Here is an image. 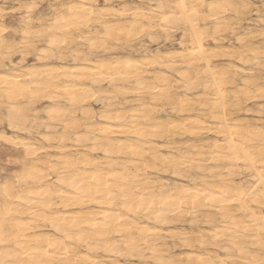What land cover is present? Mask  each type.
Listing matches in <instances>:
<instances>
[{
	"label": "bare ground",
	"instance_id": "6f19581e",
	"mask_svg": "<svg viewBox=\"0 0 264 264\" xmlns=\"http://www.w3.org/2000/svg\"><path fill=\"white\" fill-rule=\"evenodd\" d=\"M8 1L0 0V125L21 136H0L13 149L0 167V261L260 264L264 107L259 125L236 113L264 88L253 69L215 64L260 63L264 41L218 45L222 31L235 32L227 16L251 10L249 0H117V9L114 0H50V14L38 17L40 0L11 9ZM179 29V51L134 48L135 36L170 40ZM121 38L138 55L106 57Z\"/></svg>",
	"mask_w": 264,
	"mask_h": 264
},
{
	"label": "rangeland",
	"instance_id": "374dc122",
	"mask_svg": "<svg viewBox=\"0 0 264 264\" xmlns=\"http://www.w3.org/2000/svg\"><path fill=\"white\" fill-rule=\"evenodd\" d=\"M12 0H10V1H8L6 4H5V6H6V8H9V9H11L12 7H14V6H16V5H18L21 1V3H24V4H27L30 0H21V1H19V0H14V1H12ZM47 1H48V3H47ZM49 1L50 0H40L38 3H39V7H37L38 9L35 11V15H36V17H38V12H41V13H43V16L44 15H48V14H50V12H51V10L49 9L50 7H49ZM55 1H57V0H55ZM60 3H66L68 0H58ZM100 2H99V7L100 6H102L104 3H103V1L102 0H99ZM158 0H156L155 2H157ZM168 1V0H167ZM16 2V3H15ZM31 2V1H30ZM42 2V3H41ZM54 2V0H51L50 1V4H52V3ZM130 2H132V3H130ZM134 2L135 1H133V0H126V2H125V4L127 5V6H134L135 4H134ZM137 3H140V4H143V3H145V2H147V0H145V1H136ZM135 2V3H136ZM249 2H250V9L251 10H248L247 12H245V13H243V15L241 14V17H240V15H238V17L237 16H235V15H233V14H230L231 15V17H230V15H228L227 16V20L229 21V24L235 29V32L234 33H232L229 29H228V31L226 30L225 31V33H224V31H222L223 33H220V35H217V37L219 38V42H218V45H221V46H226V44H227V46H229L230 44H235L236 43V37H238V36H240V37H243V38H245V40H246V43H248V45H253V46H258L259 44V46L260 47H262V43H260V42H263L264 41V32H262V31H264L263 29V27H264V23L262 24L260 21H258L257 20V15L259 14V15H261L262 17H264V7H262V6H264V1L263 0H249ZM14 3V4H13ZM18 3V4H17ZM101 3V4H100ZM129 5H128V4ZM259 5H258V4ZM260 3H261V5H260ZM48 6H47V5ZM118 4H120L117 0H114V4L113 3H111V4H109L108 6H109V8H110V6L113 8V9H117V8H121V6L122 5H124L123 3L122 4H120V5H118ZM252 4V5H251ZM47 6V7H46ZM104 6V5H103ZM255 7V8H254ZM260 7V8H259ZM256 8H259L260 9V11H259V13H255V9ZM39 9H42V10H40L39 11ZM47 9V10H46ZM43 11V12H42ZM248 12H249V14H248ZM10 15V14H9ZM7 16L6 17V22L7 23H9V24H11L12 22V20H14L13 21V25H15V23L17 22L16 21V19H18L19 17V14L17 13H11V15L10 16ZM16 15V16H15ZM233 15V16H232ZM13 16H15V17H13ZM249 16V17H248ZM234 17H237V18H234ZM231 18H232V20H231ZM9 19H11V20H9ZM112 19V18H111ZM235 19V21H233ZM241 19V20H240ZM243 19V20H242ZM239 20V21H238ZM9 21V22H8ZM112 21H113V23L115 22V23H123V21L122 20H120V19H115V18H113L112 19ZM120 21H122V22H120ZM242 21L244 22L243 23V25H245V26H243L241 23H242ZM250 23V24H248V22ZM257 21V22H256ZM234 22H236V23H234ZM238 22H240V23H238ZM260 23V24H259ZM234 24V25H233ZM240 24V25H239ZM253 24L255 25V26H253ZM257 25V26H256ZM250 27H252V28H250ZM258 28H260V29H258ZM247 29V30H246ZM239 30V31H238ZM246 30V31H245ZM251 30H253V31H255V32H252ZM260 32H259V31ZM230 31V32H229ZM237 31V32H236ZM242 31V32H241ZM174 32V31H173ZM173 32H170V33H172V35L170 34V35H168V37H172V38H174L175 37V39H170L169 40V38H167V36H165L163 33H158V34H156L155 35V39H154V41L152 42L150 39H148L149 37H147L148 35L147 34H145V33H143L142 35H139L138 37L137 36H135V38L133 39V45H134V48H138V47H140V46H146V47H149V48H151L152 50H156L157 48H159L160 50H162L163 52L165 51V52H167V50L168 51H179L180 49H181V47H180V45H178L179 44V42H180V40H178V39H181V37H182V34H183V31H182V29H179L178 31H175L174 33ZM251 32V33H250ZM258 32H259V35L260 36H258ZM262 32V34H260ZM241 33V34H240ZM161 34V35H160ZM181 34V35H180ZM230 34H231V36H230ZM245 35H246V37H245ZM256 35V36H255ZM262 35V36H261ZM143 36V37H142ZM161 36H163V37H161ZM220 36L221 37H224V39L223 38H220ZM226 36H228V37H226ZM234 36V37H233ZM236 36V37H235ZM177 37V38H176ZM231 37V38H230ZM263 37V38H262ZM138 38V39H137ZM158 38V39H157ZM160 38H162V40L160 39ZM168 39V40H166V39ZM251 38H252V40H251ZM263 40H262V39ZM160 39V40H159ZM177 39V40H176ZM221 39H223V40H221ZM260 39V40H259ZM121 40H123V41H121V43L122 42H124V38H121ZM140 40V41H139ZM146 40H147V42H146ZM159 40V41H158ZM225 40H226V42H225ZM230 40H233V41H230ZM135 41V42H134ZM138 43H137V42ZM156 41V42H155ZM167 41V42H166ZM179 41V42H178ZM230 41V42H229ZM250 41V42H249ZM252 41V42H251ZM114 41H111V42H108V45L109 46H112V47H114V50L115 51H113L112 53H110V54H106L105 56L106 57H115V56H117V57H119V56H121V57H126L127 55H128V57H135V56H137L138 55V53L137 52H134L135 50H129V49H126L124 46H121V45H123V43L122 44H117L116 42H114ZM155 42V43H154ZM163 42V43H162ZM166 42V43H165ZM177 42V43H176ZM253 42H255L254 44H253ZM145 43V44H144ZM153 43V44H152ZM162 43V44H161ZM221 43V44H220ZM222 43H224V44H222ZM251 43V44H250ZM258 43V44H257ZM99 44H101V43H99ZM151 44V45H150ZM159 44V45H158ZM168 44V45H167ZM263 44H264V42H263ZM85 45V46H84ZM119 45V46H118ZM138 45H140V46H138ZM163 45V46H162ZM171 45V46H170ZM211 45L212 46H215L216 44H214V43H211ZM41 46V45H40ZM116 46V47H115ZM121 46V47H120ZM166 46H169V47H166ZM157 47V48H156ZM161 47V48H160ZM172 47V48H171ZM82 48L84 49H86V44L85 43H83V45H82ZM125 48V49H124ZM168 48V49H167ZM173 48H174V50H173ZM263 48H264V45H263ZM117 49V50H116ZM166 49V50H165ZM128 50V51H127ZM117 51H121V52H117ZM131 53H130V52ZM134 53V54H133ZM115 54V55H114ZM117 54V55H116ZM132 54V55H131ZM136 54V55H135ZM19 55V56H18ZM112 55V56H111ZM16 56V57H15ZM262 57V59L261 60H264V54L263 55H261ZM33 56H29V59H28V57H27V59H26V62L27 63H29V64H33V63H35V64H38L37 62H36V60L34 59V57L32 58ZM14 59V62H18V61H20L21 60V55L20 54H16V55H14V57H13ZM16 58V59H15ZM20 58V59H19ZM17 59H18V61H17ZM35 60V61H34ZM223 60H225V61H223ZM222 60V58H218L217 60H215V64H218V61H219V64H218V66L220 65V67H236L237 65V67L238 68H244L245 70H249V71H251L252 69V71H255L256 73H252V74H257L256 75V78L258 79L257 80V82H259L260 83V86H261V84H262V80H264V76H262V75H264V67H263V61H261L260 60V63H258V66L256 65V63H253V60H251V61H246L247 63H245V62H243V63H245V64H243L242 62H239L237 59H235V58H232V59H223ZM230 61V64H229V62L228 61ZM236 60V61H235ZM31 61V62H30ZM220 61H222V63L220 62ZM238 61V62H237ZM223 62H225L224 64H223ZM232 62H233V64H232ZM235 62V63H234ZM55 63V62H54ZM221 63V64H220ZM238 63V64H237ZM250 63H252V64H250ZM226 64V65H225ZM260 64V65H259ZM243 65V66H242ZM250 66H252V67H250ZM260 66V67H259ZM225 67V68H226ZM259 67V68H258ZM257 71H256V70ZM258 69H261V72H260V70H258ZM263 70V71H262ZM258 72V73H257ZM261 76V77H260ZM258 77H260V78H258ZM262 87V86H261ZM198 92V90H195V91H193V92H191V94L190 93H187V95H190V96H192V95H194L195 93H197ZM184 91L183 90H181L180 92H179V94H181V95H184ZM194 93V94H193ZM180 95V96H181ZM251 101V102H250ZM250 102V103H249ZM257 102V103H256ZM261 104V105H260ZM264 102H262V99L261 100H257V101H253L252 102V100H249V101H247L246 102V104H244V109L241 111V112H238L239 113V116H238V113H236V117H243L244 118V120H246L248 117V121H250V122H252L253 121V123L254 124H258V123H260L259 121H260V119H259V117H261L263 114H264V112H263V110L261 109L262 108V106L264 107ZM247 105V106H246ZM252 105V106H251ZM89 106V109L92 107L93 109H98L99 108V105H96V104H90V105H88ZM94 106V107H93ZM247 109H246V108ZM248 107H249V109H248ZM251 107V108H250ZM253 107H255V108H253ZM88 108V107H87ZM91 108V109H92ZM258 108V109H257ZM246 112H245V111ZM255 111V112H257V114L256 113H252V111ZM257 110V111H256ZM262 110V112H261V114H260V111ZM253 111V112H254ZM243 113V114H242ZM246 113V114H245ZM255 115V116H252V115ZM261 115V116H259V115ZM245 115H246V117H245ZM240 118V119H243V118ZM255 117V118H254ZM255 120V121H254ZM257 120H259V121H257ZM262 121V120H261ZM257 122V123H256ZM259 125V124H258ZM4 127V128H3ZM2 128V129H1ZM4 130V131H3ZM6 130V131H5ZM9 131V132H8ZM3 133H5V137L7 138H9V136H10V139H13V138H16V136L17 137H20L21 135H19L20 133H17V132H11L10 130H8V128H7V125L6 124H3V125H0V136L3 134ZM14 133V134H13ZM16 133V134H15ZM8 135V136H7ZM3 137H4V134L2 135ZM13 136V137H12ZM12 137V138H11ZM3 139H1L0 138V167H7V166H10V164H8L7 163V159L9 158V156H7V154L9 153V149H12V147L11 146H9V144L7 143V142H4V141H2ZM13 150V149H12ZM12 157H15V156H10V158H12ZM5 158V159H4ZM4 162H6V163H4ZM250 179V177L249 176H245V175H240V176H238L237 177V181L239 180V181H241V180H249ZM251 180V179H250ZM264 211V210H263ZM185 224H186V226H185ZM182 227H189V223L187 222H185V223H182V224H180ZM184 225V226H183ZM181 251V252H180ZM175 250L174 251V253H182L183 251L182 250Z\"/></svg>",
	"mask_w": 264,
	"mask_h": 264
},
{
	"label": "snow or ice",
	"instance_id": "6c2138e0",
	"mask_svg": "<svg viewBox=\"0 0 264 264\" xmlns=\"http://www.w3.org/2000/svg\"><path fill=\"white\" fill-rule=\"evenodd\" d=\"M33 7H39V5H33ZM229 7H231V6H229ZM7 58L8 57H5V59H7ZM261 86H262V88H264V80H262ZM261 99H262V102H264V97H262ZM9 126L12 127L13 125L9 122ZM8 142L9 143H15V141H12L10 139H9ZM262 151H264V148H262ZM9 162H11V161H9ZM262 162H264V158H262ZM262 196H264V193H262ZM262 255H264V253H262ZM0 264H5V262L4 261H0ZM7 264H14V262L9 260V261H7ZM260 264H264V260H261Z\"/></svg>",
	"mask_w": 264,
	"mask_h": 264
}]
</instances>
